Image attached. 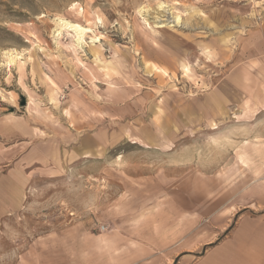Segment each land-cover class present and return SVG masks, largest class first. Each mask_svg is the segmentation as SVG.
<instances>
[{
    "label": "rangeland",
    "instance_id": "rangeland-1",
    "mask_svg": "<svg viewBox=\"0 0 264 264\" xmlns=\"http://www.w3.org/2000/svg\"><path fill=\"white\" fill-rule=\"evenodd\" d=\"M263 26L264 0H0V264H163L264 218Z\"/></svg>",
    "mask_w": 264,
    "mask_h": 264
},
{
    "label": "crops",
    "instance_id": "crops-1",
    "mask_svg": "<svg viewBox=\"0 0 264 264\" xmlns=\"http://www.w3.org/2000/svg\"><path fill=\"white\" fill-rule=\"evenodd\" d=\"M263 28L264 26L259 30L262 35ZM58 254L63 256H61L63 263H66V257H72V251L65 246L63 251L56 253ZM15 262L53 264V259L50 247H47L40 252L37 251L36 255L26 253ZM163 264H264V218L243 217L221 240L206 247L200 255L195 254V250L177 248Z\"/></svg>",
    "mask_w": 264,
    "mask_h": 264
},
{
    "label": "bare ground",
    "instance_id": "bare-ground-1",
    "mask_svg": "<svg viewBox=\"0 0 264 264\" xmlns=\"http://www.w3.org/2000/svg\"><path fill=\"white\" fill-rule=\"evenodd\" d=\"M68 27V28H72V30L75 32L77 38L76 41L77 43H82L84 40V35L91 31L89 28L84 27L83 25H81L80 23H76V22H71L69 20H66L64 18H60L58 19V24H57V28L59 30H61L62 28ZM59 34V33H58ZM99 39V38H98ZM94 41V40H93Z\"/></svg>",
    "mask_w": 264,
    "mask_h": 264
},
{
    "label": "trees",
    "instance_id": "trees-1",
    "mask_svg": "<svg viewBox=\"0 0 264 264\" xmlns=\"http://www.w3.org/2000/svg\"><path fill=\"white\" fill-rule=\"evenodd\" d=\"M216 243V242H215ZM215 243H211V244H209L208 246H212V245H214Z\"/></svg>",
    "mask_w": 264,
    "mask_h": 264
}]
</instances>
